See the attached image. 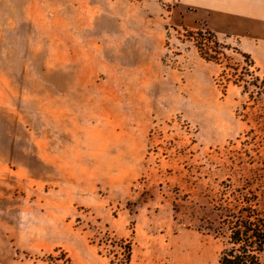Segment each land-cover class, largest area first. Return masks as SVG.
Segmentation results:
<instances>
[{
    "label": "rangeland",
    "instance_id": "374dc122",
    "mask_svg": "<svg viewBox=\"0 0 264 264\" xmlns=\"http://www.w3.org/2000/svg\"><path fill=\"white\" fill-rule=\"evenodd\" d=\"M185 13L0 0V264H218L202 220L264 190V47Z\"/></svg>",
    "mask_w": 264,
    "mask_h": 264
},
{
    "label": "trees",
    "instance_id": "16d2710c",
    "mask_svg": "<svg viewBox=\"0 0 264 264\" xmlns=\"http://www.w3.org/2000/svg\"><path fill=\"white\" fill-rule=\"evenodd\" d=\"M197 35L215 43L216 34L212 31L201 30ZM206 59L212 60L210 56ZM242 82L245 89L251 85L259 89L258 96L264 95V81L260 78L252 76L251 82L242 78ZM246 189L235 192L237 202L245 205L211 206L212 217L202 220L198 228L222 240L219 264H264V190L261 187L255 191Z\"/></svg>",
    "mask_w": 264,
    "mask_h": 264
},
{
    "label": "crops",
    "instance_id": "0c3cea01",
    "mask_svg": "<svg viewBox=\"0 0 264 264\" xmlns=\"http://www.w3.org/2000/svg\"><path fill=\"white\" fill-rule=\"evenodd\" d=\"M180 9L186 11V24L206 17L212 32L236 35L264 47V0H180ZM175 256L181 258L177 264H212L207 259L210 251L204 249L182 248Z\"/></svg>",
    "mask_w": 264,
    "mask_h": 264
}]
</instances>
